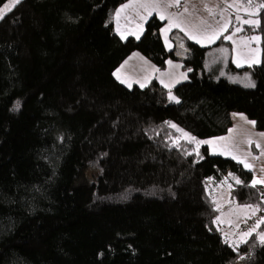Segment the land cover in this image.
Here are the masks:
<instances>
[{
    "label": "trees",
    "instance_id": "16d2710c",
    "mask_svg": "<svg viewBox=\"0 0 264 264\" xmlns=\"http://www.w3.org/2000/svg\"><path fill=\"white\" fill-rule=\"evenodd\" d=\"M128 1L16 0L0 17V264H264L256 233L224 240L207 192L229 178L231 202L264 213V186L177 129L220 136L237 112L264 131V0H239L259 9L242 32L261 35V61L229 64L250 88L214 76L209 47L178 30L167 49L156 15L121 38L111 13ZM132 52L188 79L127 87L114 71Z\"/></svg>",
    "mask_w": 264,
    "mask_h": 264
},
{
    "label": "rangeland",
    "instance_id": "374dc122",
    "mask_svg": "<svg viewBox=\"0 0 264 264\" xmlns=\"http://www.w3.org/2000/svg\"><path fill=\"white\" fill-rule=\"evenodd\" d=\"M15 1L11 0L0 7V17L10 9ZM258 12V6L244 4L239 0H178V3L177 0H131L116 9L115 29L121 38L128 36L138 38L144 30L146 21L150 16L156 15L165 20L161 34L167 48L174 43L172 31L178 30L198 45L209 47L206 63L214 76L250 88L248 85L254 84L250 75L232 70L229 64L242 67L258 64L261 61V35L256 32L248 34L242 32L246 26L259 25ZM238 28L239 31H237ZM222 35H224L223 40L228 41L229 44L214 45ZM225 37L231 38L226 39ZM169 97L172 99L174 96L169 93ZM231 117L233 124L228 138L215 136L204 140L209 142V150L212 154L230 157L255 168L254 143H251L254 131L253 123H251L253 121L237 112L232 113ZM177 129L181 138L193 141L196 146L205 143L202 139L195 140L187 131ZM250 162L253 165H250ZM216 187L220 191L216 201L220 210L216 225L219 230L221 229L220 232L222 231L225 239L228 238L232 244H238L253 232L255 229L253 227L260 223L258 220L255 226L249 228L248 235L241 231L242 222L250 218L257 219L259 208L254 205H240L231 202L229 199L230 182L228 181ZM209 191L212 192L213 188L210 190L208 187V194ZM263 235L264 232L259 238Z\"/></svg>",
    "mask_w": 264,
    "mask_h": 264
},
{
    "label": "crops",
    "instance_id": "0c3cea01",
    "mask_svg": "<svg viewBox=\"0 0 264 264\" xmlns=\"http://www.w3.org/2000/svg\"><path fill=\"white\" fill-rule=\"evenodd\" d=\"M116 9L113 10V12L115 11V13L112 12V14H111V19L113 21L114 28H116V24H115L116 17H117ZM160 20H162V19H160ZM162 21L165 23V20H162ZM160 33H161V30H160ZM161 37H162V34H161ZM174 45L175 44L173 43V44H171V47H169V48H167L166 46L165 47L167 49H171ZM114 75H115V78L117 79L118 82H120L121 84H123V85H125L127 87H130L132 85H137V86H140V87H144L153 78H156L158 83L161 86H163L164 88H166L167 90H170L176 84H178L180 82H183V81H186L188 79V73H187V71L185 69H183V67H182L180 62H178V61H169L167 63V65H166V67L163 70H158L157 67L151 61H149L146 57H144L143 55H141L140 53H137V52H132L116 68V70L114 71ZM231 120H232V117H231ZM232 124H233V122H232ZM253 127H254V124H253ZM231 129H232V125H231V127L228 129V131L225 134L217 136V137L228 138V134H229ZM262 134H264V131H258L254 127L253 140H251V143L252 144L254 143L253 147H254V150H255V156H254V158H255V160H254L255 168H253V166H246L245 164H242L240 161L235 160L237 162H240L247 170H249L251 172V174H252L251 183L252 184H253L254 181H262V182H264V135H262ZM203 140L204 139H202V141ZM202 141H201V143H202ZM200 145L207 146V148L209 150V144L208 143H202ZM257 145H259V147H257ZM249 146H251V144ZM243 150H245V147H243ZM209 152H210V150H209ZM213 155H215V154H213ZM218 155L221 156L220 154H218ZM227 158H230V157H227ZM250 165H253V163L250 162ZM224 181L230 182L229 178H225V180H223L222 182H220L218 184L211 183L209 185L210 190L213 188V191L212 192L209 191V194H210L212 200L215 203V206H216V208L218 210V215H219V211L220 210H219V208L216 205V203H217L216 201H217V196L220 194V191L218 190V187H216V186H218L219 184L221 185ZM255 185L264 186V183H256ZM213 195H215V196H213ZM229 199H230V197H229ZM258 217H260L259 220L261 222L263 217H264V213H261L260 209H259ZM259 224L260 223H258L255 227H253L255 229H253L252 233H256L258 239L261 241V238H259V236L262 235V233L264 232V229L259 230ZM221 234H223V233H221ZM223 238L228 244L231 243V242H229L230 240L228 238H226V239H225V237H223ZM246 238L241 240L238 244H232L231 243L230 245L233 246V247H237L238 245L243 243L246 240Z\"/></svg>",
    "mask_w": 264,
    "mask_h": 264
},
{
    "label": "snow or ice",
    "instance_id": "6c2138e0",
    "mask_svg": "<svg viewBox=\"0 0 264 264\" xmlns=\"http://www.w3.org/2000/svg\"><path fill=\"white\" fill-rule=\"evenodd\" d=\"M17 2H20V0H17ZM177 3H178V0H177ZM171 6V5H170ZM245 23H248V21H245ZM254 23H257V22H254ZM240 29L238 28L237 29V31H239ZM226 39H230L231 37H225ZM254 39H258V38H254ZM248 86H250V87H254L255 85L254 84H249ZM172 99H176L175 97H172ZM177 103H179V101H177ZM19 108H20V102H17V104H16V109L17 110H19ZM251 123H255V122H251ZM173 127H175L174 125H173ZM262 135H264V134H262ZM205 143H209V142H207V141H205ZM257 147H259V145H257ZM247 166V165H246ZM240 181H237V183H239ZM256 183H264V182H262V181H254L253 182V186H255V184ZM245 235H248V233H246ZM261 241L262 242H264V236H262L261 237Z\"/></svg>",
    "mask_w": 264,
    "mask_h": 264
},
{
    "label": "built area",
    "instance_id": "2783aa9c",
    "mask_svg": "<svg viewBox=\"0 0 264 264\" xmlns=\"http://www.w3.org/2000/svg\"><path fill=\"white\" fill-rule=\"evenodd\" d=\"M259 218L260 217H257V219L250 218V219L245 220V222H242L240 225L241 231L244 234H246L249 228L253 227V225L255 226V224L258 222Z\"/></svg>",
    "mask_w": 264,
    "mask_h": 264
}]
</instances>
